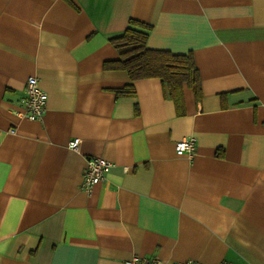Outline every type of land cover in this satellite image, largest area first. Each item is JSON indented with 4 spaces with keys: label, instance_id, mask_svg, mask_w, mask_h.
<instances>
[{
    "label": "crops",
    "instance_id": "1",
    "mask_svg": "<svg viewBox=\"0 0 264 264\" xmlns=\"http://www.w3.org/2000/svg\"><path fill=\"white\" fill-rule=\"evenodd\" d=\"M130 19L149 49L192 55L184 115L158 78L103 68ZM29 77L39 121L17 116ZM88 156L112 167L84 192ZM134 256L264 264V0H0V264Z\"/></svg>",
    "mask_w": 264,
    "mask_h": 264
},
{
    "label": "trees",
    "instance_id": "2",
    "mask_svg": "<svg viewBox=\"0 0 264 264\" xmlns=\"http://www.w3.org/2000/svg\"><path fill=\"white\" fill-rule=\"evenodd\" d=\"M149 30V25L130 19L121 34L109 39L118 58L104 62L103 68L124 71L131 82L158 78L175 105L176 115H184L182 85L192 89L196 100L201 98L200 76L193 57L191 54L149 49L146 46ZM115 93L118 96H133L135 91L130 83Z\"/></svg>",
    "mask_w": 264,
    "mask_h": 264
},
{
    "label": "built area",
    "instance_id": "3",
    "mask_svg": "<svg viewBox=\"0 0 264 264\" xmlns=\"http://www.w3.org/2000/svg\"><path fill=\"white\" fill-rule=\"evenodd\" d=\"M47 94L44 92L35 77L26 80L24 94L19 100L21 110L17 116L30 121H39L46 108ZM80 140L75 138L68 142L67 147L73 151H78ZM195 139L186 137L175 143L176 155L191 156L194 153ZM112 164L100 156H88L86 165L81 174L80 190L88 192L94 185L103 182L109 173ZM124 264H159L157 259L134 256L126 260ZM180 264H197L191 261ZM215 264H229L220 262Z\"/></svg>",
    "mask_w": 264,
    "mask_h": 264
}]
</instances>
